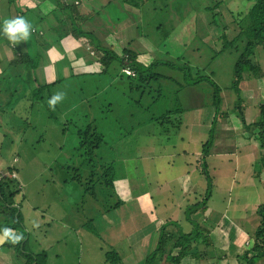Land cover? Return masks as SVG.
Instances as JSON below:
<instances>
[{"label": "rangeland", "instance_id": "rangeland-1", "mask_svg": "<svg viewBox=\"0 0 264 264\" xmlns=\"http://www.w3.org/2000/svg\"><path fill=\"white\" fill-rule=\"evenodd\" d=\"M106 1L78 0L73 4L80 15L93 17L92 25L86 24V29L93 30L102 45H111L119 55L121 44L108 33V30L118 32L119 28H114V22L101 26V20L94 16L99 4ZM199 1L157 0L154 6L144 7L136 19L139 32L135 34L133 47L138 50L139 61L143 64L156 57L164 60V54L170 52V57H180L188 62L192 73L199 71L212 77L221 88L219 113L223 116H218L212 131L215 139L212 153L205 159L207 173L212 179L208 200L211 210L202 216L197 213L193 218L207 228L220 224L227 232L224 239L233 245V242L241 243V237L234 240V221L251 217L245 235L242 234V245H235L237 250L234 252V249L224 248L229 259L227 256L222 259L221 254L215 253L202 262L235 264L233 256L242 255L253 242L257 229V202L264 204V175L259 178L256 173L259 142L252 137L257 128L251 125L248 134L243 133L241 123L233 113L236 95L226 88L232 77L235 55L225 51L213 57L222 47L220 35L227 20L223 16L225 11L223 15L217 10L210 14L189 7ZM223 2L233 12H244L253 0ZM28 4L39 15L56 7L54 0H20V6ZM172 6L183 9L182 16L173 11ZM157 27L162 28L161 31L158 32ZM224 33L229 40L237 30L229 27ZM38 36L31 35L27 42L17 44L14 54L31 51L41 55L42 63L36 72L39 84L65 78L50 89V96L58 91L65 93L63 101L53 110L58 120L49 119L51 111L43 105L24 112V121L20 125L15 123L19 122L15 118L12 128L9 126L11 119L0 116V176L15 179L19 185L14 202L21 208L27 248L32 253L45 251L52 264H111L106 255L113 251L121 264H142L162 223L176 222L183 232L190 231L191 226L183 219V211L188 204L200 201L205 195L207 182L202 175L200 150L208 138L214 116L213 90L204 82L181 88L184 83L180 73L158 66L155 72L168 79L151 82L150 88L167 94L160 103L162 106L159 102L151 103L152 95H144L140 108H134L128 101L137 100L139 95L128 93L125 76L117 74L112 83L107 75L99 74L68 78L72 74L103 69L101 64L91 63L96 54L83 44V39L78 40L81 45H77L76 50L72 44L69 47L66 44V50L72 56L64 58L47 42L55 39L51 29L45 27L39 36L43 38L37 43L35 38ZM2 48L6 50L0 44V61L4 62L0 68L10 57V52H2ZM9 48L12 50L13 45ZM263 57L264 53L256 50L253 65ZM111 68L115 69L111 71L114 75L117 69L132 75L125 67L115 64ZM249 75L247 80L243 73L240 99L246 106V121L252 124L257 116V88L264 82L257 73L250 72ZM175 91H179L177 98ZM175 103L184 109L180 125L161 133L160 127L149 118L159 115L165 108H173ZM87 123L104 135L105 144L99 154L97 152L98 157L105 162L113 161L115 165L112 188H104L103 184L94 181L92 197L84 187L71 181V174L63 168H77L81 164L82 152L75 149V132ZM15 126H19L24 134H16ZM7 136L11 137L8 146L5 145ZM242 155L247 157L246 161ZM97 171L98 176L103 172ZM79 173L85 183L88 169L81 166ZM221 215L225 220L220 223ZM33 221L39 224L38 228L32 226ZM217 233L219 239L216 241ZM219 233L218 228L210 232L217 250L223 248ZM4 251L10 252L7 255L13 262V250ZM188 264L195 262L188 260Z\"/></svg>", "mask_w": 264, "mask_h": 264}, {"label": "trees", "instance_id": "trees-1", "mask_svg": "<svg viewBox=\"0 0 264 264\" xmlns=\"http://www.w3.org/2000/svg\"><path fill=\"white\" fill-rule=\"evenodd\" d=\"M17 1L0 0V26H2L3 20L6 18L23 16L34 26L35 30L32 33L34 37L35 35L38 36V34L42 36L45 27L51 29L55 33V39L54 41L50 39L47 42L50 44V48L53 46L52 48L60 51L64 58H66L65 56H72L67 52L66 44L68 47L72 44L75 47L73 50H76L79 47L77 45H81L78 40L83 39V44L89 46L92 52L96 54L97 60L95 58V61L91 63L97 62L103 66V69L98 72L72 74L68 78L99 74L103 76L107 75L109 81L112 83L117 74L120 77L125 76L127 78L128 93L131 95L138 93L139 95L137 100L131 99L128 101V105L131 107L140 108L144 95H152V104L159 102L158 105H160L163 102L167 94L150 88L151 82L168 79L155 72L158 66H164L169 70L180 73L184 83L180 86L181 88L184 86H195L202 82L207 83L212 88L214 116L211 120L208 138L203 142L200 150L202 175L207 182L205 195L200 201L188 204L183 211V219L191 226L190 231L187 233L183 232L182 227L176 222L167 221L162 223L155 232L157 236L154 235L156 240L154 239L153 245L151 244L153 247L151 246V250L143 258L142 264H186L188 260H194L197 263L204 259L205 252L214 245V240L211 238L208 229L194 220L193 215L199 213L202 216L208 210V200L211 197L212 179L207 173L205 159L211 155V150L214 146L215 139L212 131L216 125L218 116H223L219 113L221 88L212 80V77L203 75L199 71L192 73L188 62H184L180 57H170L169 51V54H164V60H157L156 57L147 64L139 61L138 50L133 47L135 34L139 32V28L137 27L139 24L136 19L139 15L138 13L144 7L148 5L154 6L157 0H107L105 3L99 4L98 10L94 11V16L101 20V26L114 22V28H119L120 34L118 33L119 31L114 30L112 32L108 30L113 40L121 44L122 48L119 55L113 51L111 45H102V41L93 30L86 29V24L92 25L93 17L79 14L77 7L73 4V2L78 0H54L56 7L44 12L43 15H39L35 9L19 6ZM223 1L201 0L193 6L189 3V7L196 9V11L203 9L210 14H213L214 10H217L218 14L219 12H223L221 13L223 15L225 11V15L223 16L227 20L220 35L222 47L214 53L213 57L225 51H230V53L232 52L235 55L232 77L226 86L227 89L232 90L236 95L233 113L241 123L243 133L248 134L251 125L257 128V132L253 136L259 142V147L263 148L264 104L257 105L258 118L256 122L248 124L244 115L246 106L240 99V85L243 81V73L244 77L246 76L247 80H249L250 72L258 74L260 71L258 64L253 65L252 58L256 50H264V0H253L251 6L244 12L231 11L228 6H225ZM171 8L182 16L183 9L181 10L178 6H172ZM211 16L213 17L214 15ZM229 27L235 28L237 33L228 40V36H225L224 32ZM109 28L104 27V29ZM161 29L156 28L158 32ZM39 36L35 38L37 43L40 41V38H43ZM120 38L122 40L119 42ZM0 44L6 49L2 48V52H10L9 60L0 68V116H4L1 118L11 119L9 126L12 128L11 124L15 122V118L19 120V122L15 123L20 125L24 121L22 119L24 112L30 111L35 106L43 105L51 111L49 119L57 121V116L54 115L53 109L49 108L48 105V100L51 98L50 89L59 85L65 78H60L50 83L39 84L36 79V72L42 63L41 55L36 52L32 53L31 51L19 52L17 55L14 54L16 45L11 50L9 48L10 42L3 35L2 31H0ZM34 49L37 50V48ZM2 63L4 62L0 61V66L3 65ZM115 64L127 68L132 72V75L118 72L117 68L114 75L111 71H115V69L111 68V66ZM245 68L247 69L244 70ZM179 91L174 92L176 94L175 98H177ZM183 113L184 109L179 103H175L173 108H165L159 115L151 117L149 120L160 127L161 133H166L169 128L177 129L179 127ZM17 114L20 116L16 117ZM14 129H16V134H24V131L21 132L19 126H15ZM75 136L77 140L75 149L82 152V162L77 168L63 167L71 174V181L84 187V191L91 197L94 195V181H97L98 184H103L104 188H112L115 177V165L113 161L105 162L97 155V152L99 154L100 148L105 144L104 135L99 133L91 123H87L83 128L76 130ZM9 143H11V137L7 136L5 145L8 146L7 144ZM256 164H258L257 168L259 170H256V173L260 175L262 171L264 172V155H260L257 158ZM81 166L88 169L85 183H82L83 178L79 173ZM97 169L103 170L99 176ZM96 177H100V179L95 180ZM19 190V185L15 179L0 176V217L2 218L0 228L10 227L17 233L24 234V239L20 243L12 244L11 242H4L0 244V248L4 250L12 249L16 264H52L45 251L32 253L27 248V233L23 230L24 224L20 212L21 208L20 205L14 202V198L19 193ZM255 215L259 218V225L254 232L250 248L241 255L243 264H254L257 258L264 257V204L257 206ZM111 253L106 255L108 262L111 264H121V260L117 257V254L114 251Z\"/></svg>", "mask_w": 264, "mask_h": 264}, {"label": "crops", "instance_id": "crops-1", "mask_svg": "<svg viewBox=\"0 0 264 264\" xmlns=\"http://www.w3.org/2000/svg\"><path fill=\"white\" fill-rule=\"evenodd\" d=\"M18 1H19V3H18ZM17 1V3H18V5L20 6V0H18ZM27 8H31L30 7V5L28 4L27 6H26ZM9 45H11V43L9 44ZM15 49H17V46L15 47ZM258 50H260V52H262V53H264V50H262V49H258ZM10 58V57H9ZM8 61V60H7ZM258 62H257V64L259 65V67H260V71H259V77H261V79H263L262 81L264 82V77H263V73H262V69H261V67L264 69V57L263 58H260V59H258L257 60ZM260 64H262L261 66H260ZM264 104V84H261V85H259L258 86V88H257V105L258 104ZM257 118H258V109H257V116L255 117V121L253 120L252 122H256V120H257ZM248 123V122H247ZM249 124V123H248ZM249 137V136H248ZM248 137H246V138H244V139H248ZM252 138H254V137H252ZM247 148V147H246ZM263 150H264V147L263 148H261V147H259V143L257 144V154H258V156H257V158L260 156V155H264V153H262L263 152ZM212 153V152H211ZM243 156V159L246 161V156H244V155H242ZM238 161V160H237ZM257 167H258V165H257ZM257 171H259L258 169H257ZM263 175H264V172L262 171L261 173H260V175H259V178H262L263 177ZM259 205H261V204H258V202H257V206H259ZM211 209L210 208H208V210H207V214L209 213V211H210ZM225 220V217H223L222 215L220 216V220H219V222L221 223V222H223ZM233 220V219H232ZM235 220H239V218H235ZM248 221H249V223H251V217H243L242 218V221H239V222H237L236 223V221H234V223L233 224H235L236 225V227L235 226H233L234 227V233H235V235H234V240H236V238L237 237H241V243H239V244H241L242 245V242L244 241L243 239H244V235H245V232L244 231H247V228H246V225H247V223H248ZM218 222V223H219ZM202 224V223H201ZM237 224L239 225V227L237 226ZM203 225V224H202ZM243 225V226H242ZM219 227H209V228H207L208 229V231L209 232H212L215 228H218V230L220 231V233H219V235H221V239H220V241H221V246L223 247V248H221V250H217L216 249V247H215V245H213L212 247H210L209 248V250L208 251H206L205 252V255H204V259H202V260H200L199 262H195L194 260H193V262H195V264H203L205 261H206V258H211L210 257V255L212 256H215V253L216 254H221V258L222 259H225V256H227V253H226V251L224 250V248L225 249H227V250H231V249H234L233 250V252L235 251V250H237V249H235L234 247H235V245H239V244H237V243H235V242H233V245H231V244H229V243H227V241L224 239V237L225 236H227V232L226 231H224V227H222V228H220L221 227V225L219 224L218 225ZM257 226H258V218H257ZM221 231H223V232H221ZM242 234H243V236H242ZM215 236H217V237H215V240L217 241L218 239H219V237H218V233H217V235H215ZM247 245V244H246ZM0 250H2V251H0V264H16L15 262H14V259H12V261L13 262H10L9 261V258L10 257H8V253H10V252H6V251H4L2 248H0ZM247 250V249H246ZM245 251V250H244ZM244 251H242V252H244ZM232 252V253H233ZM238 256H240V257H238ZM235 259H234V262H235V264H243V262H242V260H241V253H237L236 255H234L233 256ZM13 258V257H12ZM227 258L229 259L230 257H228L227 256ZM214 259L212 258V261H213ZM217 260H220L219 258L217 259ZM192 261V260H191ZM203 262V263H202ZM214 262H215V260H214ZM186 264H188V262L186 263ZM254 264H264V257H262V258H257V260H256V262L254 263Z\"/></svg>", "mask_w": 264, "mask_h": 264}, {"label": "clouds", "instance_id": "clouds-1", "mask_svg": "<svg viewBox=\"0 0 264 264\" xmlns=\"http://www.w3.org/2000/svg\"><path fill=\"white\" fill-rule=\"evenodd\" d=\"M34 26L23 16H16L13 18H6L3 20L0 31L6 39L13 45H17L20 42H27L33 31ZM65 97V93L56 92L48 100L49 108L55 110L58 103L62 102ZM32 226L38 228L39 224L33 221ZM24 239L23 233H17L13 228L3 227L0 228V244L4 242H11L12 244H18Z\"/></svg>", "mask_w": 264, "mask_h": 264}]
</instances>
